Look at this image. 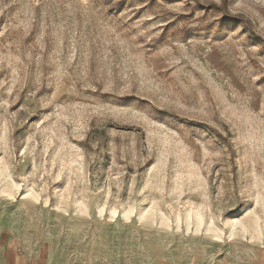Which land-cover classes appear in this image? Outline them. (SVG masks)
Segmentation results:
<instances>
[{
    "label": "rangeland",
    "instance_id": "1",
    "mask_svg": "<svg viewBox=\"0 0 264 264\" xmlns=\"http://www.w3.org/2000/svg\"><path fill=\"white\" fill-rule=\"evenodd\" d=\"M1 234L264 264V0H0Z\"/></svg>",
    "mask_w": 264,
    "mask_h": 264
},
{
    "label": "crops",
    "instance_id": "2",
    "mask_svg": "<svg viewBox=\"0 0 264 264\" xmlns=\"http://www.w3.org/2000/svg\"><path fill=\"white\" fill-rule=\"evenodd\" d=\"M0 264H57L41 245L24 243L15 234L0 235ZM159 264H172L168 262Z\"/></svg>",
    "mask_w": 264,
    "mask_h": 264
}]
</instances>
